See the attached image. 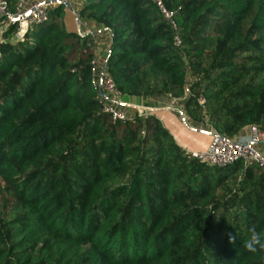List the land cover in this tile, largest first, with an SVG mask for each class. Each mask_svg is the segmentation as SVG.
<instances>
[{
    "label": "trees",
    "instance_id": "obj_1",
    "mask_svg": "<svg viewBox=\"0 0 264 264\" xmlns=\"http://www.w3.org/2000/svg\"><path fill=\"white\" fill-rule=\"evenodd\" d=\"M7 1L13 12L17 0ZM160 2L165 13L156 0H84L79 9L80 17L90 14L93 22L110 28L105 73L123 101L137 90L154 93L150 103L144 102L147 106L165 104L158 97L161 92L168 103L167 94L184 96L192 54L188 49L202 44L199 52L220 51L228 42L232 50L219 64L228 70L225 80L207 86L204 94L219 105L226 86L238 90L211 119L231 120L224 126L226 133L237 124L261 123L264 78L247 82L260 72L247 66L251 59L241 54L255 44L264 46V0ZM64 8H52L47 21L22 42L0 45V211L22 213L9 222L20 237L0 249V264H30V257L23 259L30 248L42 251L43 261L58 258L76 264L74 250L80 256L85 244L91 251L80 264H264V250L253 254L244 247L253 229L264 242V177L252 186L262 169L246 163L238 191L211 211L200 206L176 209L181 197L200 194L203 173L221 170L227 179L229 170L243 162L218 168L192 160L199 167L172 191L183 174L176 169L181 149L152 117L112 124L100 110L92 81L94 54L80 44L77 33L67 30ZM214 18L234 19L225 39L203 31ZM13 32L10 26L4 37ZM103 132L111 133V142L96 141ZM129 132L132 144L143 134L138 166L128 184L103 193V182L129 152L123 142ZM108 147L106 159L99 161ZM102 162L103 169L93 164ZM3 183L8 197L2 196ZM227 232L236 233L235 245L228 243ZM25 245L29 247L23 249Z\"/></svg>",
    "mask_w": 264,
    "mask_h": 264
},
{
    "label": "rangeland",
    "instance_id": "obj_2",
    "mask_svg": "<svg viewBox=\"0 0 264 264\" xmlns=\"http://www.w3.org/2000/svg\"><path fill=\"white\" fill-rule=\"evenodd\" d=\"M76 1L81 0H73L75 3ZM67 11V10H66ZM64 10L62 19L63 21L66 18V12ZM68 15L71 17V14L68 13ZM72 19V18H71ZM234 19L228 18L223 21H219L218 18H214L211 20L212 27L205 28L203 31L208 33V35L212 37H220L222 39H225L228 35L229 26L233 22ZM86 24L89 26L90 23L86 22ZM69 28L73 29L74 31L77 30L78 25L76 23V19L74 18L73 21H71ZM85 31V30H84ZM5 39L4 37V28L0 24V39ZM2 45V44H0ZM202 44H194L191 48L188 49V51H192V54L190 55V59L200 54L197 61H194V64L190 63V59L188 60L187 65V79H186V90L185 94L182 97H178V115L180 120L182 119L183 113H185V124L188 125L191 128H194L196 130L208 132L215 130L220 134H223L225 137L231 138H238L240 140H246L248 136V129L251 126L258 127L261 131L264 132V120L261 123L255 124V123H247L245 125H236L235 129L232 131H229L228 133L224 132V126L225 125H231L232 121L228 120L227 118L220 119L217 122H214L211 119V114L214 111H218L222 109L225 106L226 99L229 95H231L232 92L237 91L238 88L234 85H228L224 89L225 92L223 93V99L221 104L219 105H212V102L208 100V95L204 94V90L207 86L213 84V83H223L225 78H223V75L227 74L228 70L227 68H222L219 66L221 61L226 57L228 53L232 50V45L228 42H225L222 46V49L216 50L215 48H212L206 52L200 51ZM242 57L251 59L247 66L249 67H256L259 69L260 75L259 76H251L247 80L248 83H254L258 82L261 79L264 78V46L260 44H255L252 51L241 54ZM253 59V60H252ZM230 81V80H227ZM220 85V84H219ZM141 89L147 90V88L140 82ZM195 90V91H194ZM154 93L151 91H141L137 90L134 92L133 97L130 99H124V102L131 103L135 106L139 107H147L145 103H150L151 99L154 97ZM168 94L166 95V97ZM160 101H163L165 104H168V101L165 100V97L163 95V92H161ZM203 98L204 103L203 106L196 101V99ZM145 102V103H144ZM145 104V105H144ZM174 107H177L176 105H173ZM102 111V109H100ZM129 113V111H128ZM146 118L141 119L142 122H144ZM226 127V126H225ZM188 128V127H185ZM190 130V128H188ZM190 132H193L190 130ZM143 135V134H142ZM142 135L138 137V140H136V143L132 144L131 142V133L129 132L127 137L124 138V145L126 146V149H129L128 153L126 152L122 157V164L118 167L117 171L109 176L102 184V192L107 193L109 190L120 186L124 184H128V181L130 179V175L132 171L135 170V168L138 166L139 163V147L141 146L142 141ZM194 137L196 138L195 141L198 142V144L195 143V141L190 142L188 149H185V151H182L181 156L178 155V161H176V169L183 173L180 176V179L175 182V184L172 187V191L178 190L182 183H184L187 179V177L193 172L195 167H199L197 163H194L188 156H186L187 151H192L193 149H197L201 143L207 141L208 136L204 134H194ZM108 138L110 139V142L112 141L111 133L103 132L100 136L97 137L96 141H100L101 139ZM199 141H198V140ZM166 141L164 140L162 142V145H164ZM190 147V148H189ZM109 147L106 149V151L100 156L99 161H103L107 157V153L109 151ZM255 149L259 154L264 155V144H258L255 145ZM203 151V150H202ZM87 157V156H86ZM88 158V157H87ZM89 161L91 158H88ZM114 160V159H113ZM95 162V161H94ZM185 162L186 166H181V163ZM97 165V167H100L101 169L105 168V163H93ZM245 163H241L237 165L232 170L229 171L232 172V175L225 179L221 176V170L216 175V170H209L208 172H205L202 174V179L204 182V185L200 187V194H190L181 197L182 203L177 205L175 208H181L182 206L192 207V206H200L208 211H211L213 206L220 202H224L229 198L230 196H233L236 191H238L239 187L241 186V182L243 180L244 171H245ZM209 169V168H208ZM215 173V174H210ZM264 177V171L260 170V172L257 174V176H254V179L252 181V186L257 184L258 181ZM201 185V184H200ZM2 196L8 197V188L5 186V184H2ZM263 197H264V191H263ZM238 203H240L238 201ZM3 208V206H0V209ZM7 210L2 209L0 211V249L6 250L9 246L13 245L15 242L18 241L20 234L16 232L13 228L9 227V222L13 221L17 217H19L22 213L20 211L17 212H6ZM234 210L231 211L230 216L228 217V220H231ZM2 214V216H1ZM177 213H173V216H175ZM29 245H25L23 247L27 248ZM32 248L29 249V253L23 258L27 259L29 258L31 260L30 264H64L67 262V259L58 260V258L54 259L52 263L43 261L44 260V253L42 251H36L32 252ZM73 251V250H72ZM77 250H74L76 264H80L83 261V258L85 257V254H88L91 251V245L85 244L82 247V252L80 256H77ZM10 257H12L10 255ZM84 264V263H83Z\"/></svg>",
    "mask_w": 264,
    "mask_h": 264
},
{
    "label": "built area",
    "instance_id": "obj_3",
    "mask_svg": "<svg viewBox=\"0 0 264 264\" xmlns=\"http://www.w3.org/2000/svg\"><path fill=\"white\" fill-rule=\"evenodd\" d=\"M162 12L160 0H156ZM73 3V0H17L13 12L9 10L7 0H0V24L4 28V32L14 25V35L18 42L24 40L25 35L34 27L39 26L47 21L49 11L61 4L67 5ZM166 18L170 17L165 14ZM83 35L89 36L90 31H84ZM6 38L0 39V44L6 43ZM93 85L97 89L101 102L102 112L111 120L112 124L134 122L137 119L147 118L148 110L145 107H137L135 112L128 113L127 105L123 101L122 96L117 92L114 80L104 72L101 76V70L95 61H92ZM102 88L104 96L100 95ZM168 107L178 105V99L168 95ZM198 103L203 106V98L197 99ZM184 123L186 120H183ZM210 133V141L203 151H187L186 156L200 164L210 167L227 168L239 161L243 163L253 162L264 171V155L259 154L255 145L264 144V132L258 127L251 126L248 129L246 140L238 138H227L220 135L217 131L212 130Z\"/></svg>",
    "mask_w": 264,
    "mask_h": 264
},
{
    "label": "crops",
    "instance_id": "obj_4",
    "mask_svg": "<svg viewBox=\"0 0 264 264\" xmlns=\"http://www.w3.org/2000/svg\"><path fill=\"white\" fill-rule=\"evenodd\" d=\"M83 1L84 0H81V2L76 1L75 3L73 2L65 5L64 10L67 11L65 12L66 18L64 20V23L68 31L75 32L79 35L80 44L86 49H89L94 54V61L96 62L98 68L101 70L106 63L105 60L110 40V28L103 23L93 22L91 20L90 14H86L85 16L80 17L78 12L83 4ZM68 13L71 14V17L68 15ZM74 18L76 19V23L78 25V28L75 31L69 28L70 23ZM86 22L90 23V25L88 26ZM84 30L90 31V35H83ZM6 41V43L11 44L20 43L14 35L7 38ZM125 103L127 105L126 110L130 113L135 112L137 107H139L128 102ZM145 108L148 110V117L154 118L161 125V127H163L167 131L170 138L181 149V151H185V149H188L190 142L195 141L196 138L194 137V134H203L196 131L190 132L188 128H185L186 125L183 119L180 120L179 118L177 107H168L167 104H163L161 106L159 104L158 106L149 105ZM207 136V141L201 143V145L197 149H193L192 151L204 150L208 146L210 141V135ZM195 143L198 144L197 141H195Z\"/></svg>",
    "mask_w": 264,
    "mask_h": 264
},
{
    "label": "clouds",
    "instance_id": "obj_5",
    "mask_svg": "<svg viewBox=\"0 0 264 264\" xmlns=\"http://www.w3.org/2000/svg\"><path fill=\"white\" fill-rule=\"evenodd\" d=\"M226 238L229 244L235 245L237 242L236 233L227 232ZM244 247L250 253H257L258 250H264V242L261 240V234L258 233L255 229L252 230L251 237L244 242Z\"/></svg>",
    "mask_w": 264,
    "mask_h": 264
},
{
    "label": "water",
    "instance_id": "obj_6",
    "mask_svg": "<svg viewBox=\"0 0 264 264\" xmlns=\"http://www.w3.org/2000/svg\"><path fill=\"white\" fill-rule=\"evenodd\" d=\"M15 23H16V21L14 20L13 23H12V27H14ZM105 64H106V63H105ZM105 64H104L103 68L101 69V76H102V75L104 74V72H105ZM100 95H101L102 97L104 96V93H103L102 88H100ZM181 115H182V119L185 120L184 115H183V114H181ZM190 130H192V131H196V132H199V133H203V134L210 135L209 132H204V131H200V130H196V129H192V128H190Z\"/></svg>",
    "mask_w": 264,
    "mask_h": 264
}]
</instances>
